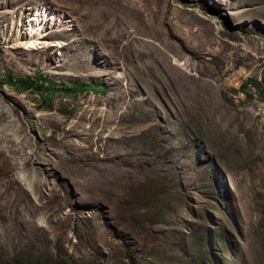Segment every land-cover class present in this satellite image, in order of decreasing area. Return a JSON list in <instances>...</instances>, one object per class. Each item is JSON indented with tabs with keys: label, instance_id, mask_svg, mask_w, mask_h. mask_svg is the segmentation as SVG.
Returning a JSON list of instances; mask_svg holds the SVG:
<instances>
[{
	"label": "rangeland",
	"instance_id": "rangeland-1",
	"mask_svg": "<svg viewBox=\"0 0 264 264\" xmlns=\"http://www.w3.org/2000/svg\"><path fill=\"white\" fill-rule=\"evenodd\" d=\"M263 98L264 0H0V264H264Z\"/></svg>",
	"mask_w": 264,
	"mask_h": 264
},
{
	"label": "trees",
	"instance_id": "trees-1",
	"mask_svg": "<svg viewBox=\"0 0 264 264\" xmlns=\"http://www.w3.org/2000/svg\"><path fill=\"white\" fill-rule=\"evenodd\" d=\"M7 82L10 85H13V83H15V85L19 87L18 89H30V88H32V89H35L39 93L49 94L50 97L55 92H57V90H58L57 87L52 83H49L48 85H45V82L38 84L35 81V79L29 78V77L21 78V79H15V78H12V76H9ZM61 91H63L65 94L84 93L86 91L104 93L103 88L90 87V85L85 84V83H79L78 85L72 84L68 88H61ZM263 101H264V98H263ZM49 102H51V98L49 99Z\"/></svg>",
	"mask_w": 264,
	"mask_h": 264
},
{
	"label": "bare ground",
	"instance_id": "bare-ground-1",
	"mask_svg": "<svg viewBox=\"0 0 264 264\" xmlns=\"http://www.w3.org/2000/svg\"><path fill=\"white\" fill-rule=\"evenodd\" d=\"M42 24L38 19H31L29 26H28V33L26 34V36H31L32 38L36 35V32L38 31L39 27H41ZM36 30V32H35ZM29 188V187H28Z\"/></svg>",
	"mask_w": 264,
	"mask_h": 264
}]
</instances>
